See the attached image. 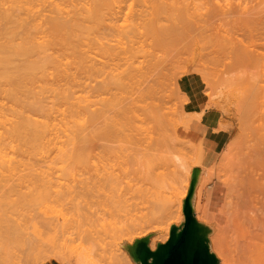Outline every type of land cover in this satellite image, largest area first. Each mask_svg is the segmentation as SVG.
I'll return each mask as SVG.
<instances>
[{"label": "rangeland", "instance_id": "1", "mask_svg": "<svg viewBox=\"0 0 264 264\" xmlns=\"http://www.w3.org/2000/svg\"><path fill=\"white\" fill-rule=\"evenodd\" d=\"M182 1H183V4L187 2L190 5L188 7L189 12L192 10L191 11L192 13L190 12L191 13V14H189L190 16H188V14L185 16V14H184V16H185L184 19L187 17L186 21H185L187 24V26H186L187 28L185 27V30L183 31V34H182V38L179 41L180 43L178 42L179 44L178 43L176 44L177 46L176 45H174V46L165 45L167 47L163 46V48L161 46L160 47L158 46L160 48L159 49V48H157V46H155V48H154L151 45H149L148 47L146 45L143 47V50L141 49L142 47L135 49L136 52H135L134 48L132 47V49L127 50L128 52L126 51V54L128 53V55H126L124 51H122V54L123 53L124 54L120 55V51H119V52H117L118 54L116 53V56H115V54H113L112 56H109V58H108V54L102 48L94 46V45L93 46H86L83 49H80V52H81L80 56H81L82 61L88 60V64H87V66H86V64H83L85 66H82V62H81L80 63L81 67L80 66L77 67L79 65V64H77L78 63L77 62V60H78L77 59L78 58L77 52H74L73 49L67 50V52H64V55H62V52L66 51V50H63V51L60 50L61 51L60 52L59 50L53 49V48L47 49L46 51H44V53L40 49H35L27 55H17V56L13 55L11 62L7 65L8 66L7 68L10 72V76H13L12 74H16V73H14L16 67L24 65V64L26 65L27 63L34 61V60H36V61L41 60V62H43L45 60V58L47 57V59L43 62V68H40L41 70L39 69L37 71L38 73H35L36 75H38V77H37L38 80H36V79L34 80V78H33L34 81L33 80L31 81V79L26 78V79H24V83H22V87L20 86V88H22V89L18 88V90H17L18 93H19V90H21L20 91L21 95H19V96H21L20 97L21 99H22V96H25V97H23L22 100H25V98H26L27 102L31 103L32 100L35 98V100L38 101L37 103H39L40 106L43 105V108H46V109H44V110L40 109L41 112L39 110H36V111H38V113H37V112H35L34 109H31V111H30V108H28V107H31L30 105H28V106L26 105L27 107L26 106L24 107L23 105H25L24 103L26 101H23L24 102L23 103L22 100L17 95L18 93H16V91H15L16 96L19 98V100L15 98V100H17V101H15L13 98H11L12 97L11 95H10L11 96L10 97V96H8L7 93L4 92L2 90V88L6 87V86H10L11 84L8 85V83H6V81H7L6 77L4 78L3 76H1L2 72L0 71L1 72L0 73V88L2 90V92L0 91V107L2 109L0 108V110H1V112H2V110H3V112L6 111L5 113L9 117H11V119L13 117L14 118L13 120H15V119L21 120L24 117L26 120L25 119H22V120H25V122L31 121V123L30 122L29 123L33 124L34 121L36 122L35 118L37 117V118L41 119V121H43V119H44V121L47 120L49 122L53 120L55 123L60 122V124H61L63 117L69 116L65 112L64 113L66 115L64 116L63 110L66 109L67 113H69L71 111V109H70V111H68L69 107H67V105L69 106V103H72V99L74 101L73 105L77 106V107H73V109L76 108V110L79 108L78 104H79V106H80V104H83V103H86L87 105L89 104L88 106H89V108H91L88 111V115H89L91 112L95 111V109H97V111H98V109L100 108L99 106H101L100 104H103L105 102V99L108 100V102H109L108 98L113 99V96H115V94L117 95L116 98L119 96L117 99H120L121 94H125V95L127 94L126 96L122 95L124 97L125 102L121 96V99L123 101L120 100V102H121L120 106L118 104L119 100H117L118 102H116L117 105H115V103H114L113 107L116 106V109L112 108L110 102L108 103L111 106V107L109 106L110 108L108 110L110 113L108 111H105V112L103 111L104 108L106 109L105 105L108 106L107 103L106 104L104 103V108H102V109L100 108V110L103 111L104 115H103V113L101 114L100 110L98 111V113L101 114V116L98 115L100 117L97 120V122L101 120L99 122L100 128L97 125V127L99 129L102 128V126L104 125L103 123L106 122V124H108L107 118H105L106 114L109 116V117L107 116L109 118L108 121L110 119H112V121H113L114 120L113 118H115V120L112 123L115 122L117 124L118 120L120 119L119 116L122 117L121 119H123V116L125 115L124 112L122 113L123 115L122 114L117 115L119 113L116 114V112H117V110L119 111V109H121V107H123V109H125L124 106L126 103L127 104H133L137 107L138 111H136V113L140 114L141 119H142V117L144 118V115H146V114H144L145 110L147 112L148 109H151V108L158 109L159 108L162 111H165V112L168 111L167 114H169L168 116H170L171 118L168 117L167 115L166 116L168 118H170V120L173 122L172 124H170L169 120L167 119L168 121L167 120L164 121L165 123L167 121V124H165L162 121V117L165 115H162L163 114L162 113L161 114L162 116L159 118V120L161 119L160 121L162 123L160 121L159 122L162 125L159 124L157 126V124H156L157 121L155 123V121L153 119L149 118L151 116H149L148 118L151 121L148 120V118H146L147 120L144 118L141 121H143V122L148 121V123H150L149 124L150 127L153 126V129L148 128L149 126L147 125V122H145L144 127L142 124L143 130H141V127H140L141 125L139 124V121H140L139 118L138 119L136 118V120H135V118L133 117L134 119H132V121L131 120L128 121L127 119H125V121H122V122L125 123L127 120L128 123L132 122L133 125H135L134 121H137V124H139L138 127L140 128V130L138 127H136L137 124H136V126H134L135 128L133 127L134 129H132L130 126L132 123L128 124L130 126V130H128L129 127L126 125V123H125V125L127 126V129L125 128L126 127L125 125H124L125 127H123L124 123L122 124L119 120L118 123L121 125V127L126 129L127 132L131 131V129L133 130V131H131L133 135L131 134L130 137L123 135V137L124 136L126 137V139L123 138V141L126 140L124 142H128L129 139L127 140V138H131L133 136V141H134V139H136L135 140L136 143L137 144L139 143L138 146H140L141 148L143 147L142 149L141 148L139 149L137 147L138 151L135 152V150H137L136 149L137 144H136V146H135V144L132 145V147L130 144H128L130 146L129 147L126 143V145L128 147H125L126 145L125 146L123 145L125 147V149H124V147L122 148V145L121 146L116 145V144H118L119 141H121L120 137L122 136V133H124V132H122V130H124V129H122L120 127V125H119V127H118V125H117V127H115L113 125H116V124L115 123L112 124L111 121H109L110 122L109 124H111V127L113 126V129L115 128V130L112 129L113 130L112 132L110 131V129H111L110 128L108 130V134H106V135L104 134V133H107V132H105V131H107L105 129V127L108 129L107 126L109 125V124L108 125L105 124V126H103L105 130L103 132L101 131V133H100L101 135L96 134L97 133L96 131H98L97 127H96V129H93V130H95L96 133H92L94 131H91V133H90V130L94 127V125L96 126V124H98L96 122V119H95L96 115L94 116V118H92V119H95V122H94V120L91 119V117L89 120L90 122H88V119L86 118L87 119L86 122H88V125H86V126L90 125L88 128H91V129L87 128L86 129L87 131L83 130V132H82V130H81L82 128L78 127V125H77V127H78L77 132H80V133H77V138H81V136L84 137V133L86 132V135L88 136L87 138H89V139L85 138L86 141L84 142V144L87 142L86 145L82 144V139L80 141V139L76 138L75 141L79 140V144L74 141L73 146H75L77 148L72 150L73 151L72 152V154H73L72 158L74 161H76L75 159H77L78 162L80 159L81 163H77V162L73 163V161L71 162V164H72L71 166H73V164H74V166H73L74 170L72 171L73 173L70 171L71 170L70 167H69V169L67 167V163H68V162L66 163L67 160H64L65 158H63L62 155H60L61 153L58 154V150L60 148L58 145L56 146L54 144L55 147L53 148V144L51 142H49V144L51 143L50 145L49 144H46L47 146L45 145L46 148L48 146H50V148L49 147L47 148L48 150L46 149L47 151L45 150L46 153L45 152H44V154L40 153L44 157L39 155V158H36L37 157V155H36L35 157L32 158L30 156H32L33 153L30 155L27 151L29 156L26 153V150L30 149V147L26 146V145H28V143H29V145L31 146L32 145V144H30L31 141L28 142V138L23 137L24 135L21 134V136L23 135L22 137L25 138L24 142L26 140L27 144L21 143V140H20V142L18 141V143L21 145L24 144L25 145L24 148L25 147L26 148L29 147V148L24 149V148H22L21 145H19L16 142L17 144H14L16 147L15 151L19 152V150L22 148V149H24V151L23 150L22 151L25 152V154H24L25 158L30 157L33 160L37 159L36 162L39 159H41V160H39L38 163H36L34 161L36 163L35 165H37V166L44 167V166L49 165V168L46 167L45 169L48 168L50 173L52 174V177H50L51 175L48 174V175H50L48 177L51 178V182L53 180V183L55 181L54 184H56V182H57L56 180L58 179V183L60 182L63 185V188H61V189L62 190L63 189L68 190L69 189L68 192L70 194L68 192H66L68 194L63 193V192H65L63 190V192L61 191L62 193L60 194V196H57L56 193L55 194L51 193V192L49 193V191H48V194H51V196H52V194H54L55 196L53 195L52 197L47 199L48 195L45 193V191L47 192L46 188L44 190V193H45L44 195L46 196V198H45V196L41 197V195H39L40 193L39 194L36 193L37 195L32 194L31 191L33 192V190L29 191V189H33L32 187L34 185L32 186L30 184H32L34 181L35 184L36 185L38 184V186H39L40 183H38V182L43 181L44 179L40 180V178H43V177H39V181H37V179H38L37 177H36L37 179L34 177L35 180L31 176H28L30 179L29 178L26 179V178H24V176H27V175H24V176L22 175V178L20 180V179L16 178L14 175H12V178L9 181L6 180L8 178L4 179V180H6L5 182H7V183H5V182L1 183L0 182V186H2L4 184V186L0 187V264H139L134 259V257L132 256V244L135 242V240L137 238H141L143 236H149L150 237L149 245H150L151 249L154 250V246L156 244H158L160 242H166L168 240V238L170 237V231H171L172 225L175 224V225L180 226L183 224V222L185 220V215L183 212V204H184V199L186 198V196L189 192L192 175L189 178V186H188V180L186 179V177L184 178V175L182 177V174H181L182 171L181 172L178 171V172H180V174L175 171L176 170L175 168H177V166L175 167L173 162H175V156H177L176 158H178V159H179V157H178L179 155L183 156V153H181L182 154L181 155V154H179L180 153L179 151H181L180 148H182V149H184V148H183V146L182 147L180 146L179 149H177L178 148L176 146L177 144H179V145H183L185 143L187 144L186 140H188L189 144L184 145V146H186L185 150L188 147V149L192 150L191 153H193L194 146L196 145V143L193 142L194 139L192 138V136H191L192 134L190 133L191 125H188V124L196 116L186 113V110H185L186 106L185 105L188 102V96L185 92H183L181 90L180 85H179V79L182 78L183 76L187 75V74H194L195 76H197L198 78H200L203 81L204 95H205V98L207 100L206 107H210L211 110H213V112L218 116V121L222 122L221 128H224V129L232 128L233 133L231 134V136L229 138L230 141L234 138V136L237 132L236 131L237 127H239L238 126L239 125L238 118H235V120L233 119L235 117L236 112H237L236 110L239 109V106L236 103V97L241 96V95H243V96L249 95L251 97V101L248 102V104H247L249 107H251V106L264 107V0H182ZM187 3L185 5L186 7L188 5ZM192 8L193 9L195 8V10H193ZM184 13H186V10ZM188 21H189V25L191 27L188 25ZM191 22H192V24H191ZM0 23H1V21H0ZM188 30H189V32H188ZM183 36H184V38H183ZM135 46H137V45H135ZM131 50H134L133 51L134 53L131 52ZM92 51L95 53H93ZM91 53L94 57L96 56L95 59H93V56L91 55ZM97 53H99V54H97ZM101 54L102 55L106 54L107 56H104V58H103L102 56H100ZM43 55H45V56H43ZM69 55H70V65H68V68H69L68 72L70 74V69L73 72L76 70L74 73L72 72V74H75L73 76L78 77V78L76 77V79L78 81L73 77H72L73 80L71 78H69L72 76V74L69 75V77H68V75L66 73L61 72V69L66 66L63 64V62H65L66 59H64L63 57L65 56V58H66V56H69ZM114 56H115V58H114ZM61 58H63L62 59L63 61L61 60ZM84 58H86V59H84ZM59 59H60V61H62V63L60 61H57ZM96 59L98 62L96 61ZM110 59L112 62L107 61ZM101 60H103L104 64H106L105 61H107V63L110 62L111 64L108 63L109 65L106 64V66L103 67V62ZM34 62H31V64L32 63L35 64ZM96 62H97V64H96ZM84 63H86V62H84ZM94 63L100 67V70H98V72L96 69L97 66ZM133 63H134V65L143 67V68L139 67V69H136V71L141 69V71L135 72L136 76L139 79L135 77L136 78L135 84L132 87L134 88L137 84L136 88L133 89L131 87H128L129 90L130 89L133 90V91L132 90L129 91L128 89H126V87L124 89H122L123 87H121V89H120V86H119V88H118L119 90H117L116 89L117 86L116 87L114 86V85H116V83L112 79H114V80L117 79L116 75H119V77L121 76L120 79L118 77L119 80H121V79L125 80L124 78H122L123 76L125 77L126 73L124 74V72L128 71V74H129L130 68L131 69L134 68V66L131 67ZM41 64L42 63H40V65ZM55 64L56 65L62 64V65L56 66ZM88 65H90V67ZM92 65H95V66L93 67ZM101 67L106 68L105 71L101 72L102 71ZM42 69H44L43 74H42ZM126 69H129V70L126 71ZM142 69H143V71H144V69H146L144 71V73H143ZM132 70H130V73L134 74L133 72L135 71V68H134V71H132ZM91 72H92V74H91ZM145 72H147V73H145ZM141 73H143V74H141ZM144 74H146V75H144ZM60 75H63L65 78L60 77ZM41 76H42V78H41ZM127 76H129V75H126V77H125L126 80H127ZM15 77L16 76H14L13 78L11 77V78L14 79ZM32 77H34V76H32ZM66 78H69V80H67ZM22 80L20 82H22ZM119 80L116 82L119 83L120 82ZM128 80H129V78H128ZM132 80H133V78L131 80H129V82L130 81L131 82H130V85H128V86H131V84L134 83V82H132ZM138 80L140 81L139 83H138ZM107 81H109V82L111 81V83L113 82L112 84H113L114 88L112 85H110L111 83L109 84ZM7 82H9V81H7ZM57 82L59 83V85H57L58 84ZM71 82H73V83H71ZM10 83H14V82L10 81ZM15 83L18 84V82H15ZM102 83L105 85V87H107V85L105 83H108L107 88H109V89L106 90V89H104V87L101 88L102 86H104ZM47 84L48 85L50 84L49 87H52V89L55 85L57 87L60 86V88L59 87L58 88L60 89V91H62L61 89H63V92H64V88H66L71 92L70 94H73V95L70 96L68 93V90H67V92H64V94L57 93V91H55V90H53V91L51 89L48 90L49 88H47V87H46L47 90L45 88H44L45 89L44 90L42 88V86L44 87V85H47ZM127 84H129L128 81L125 85H127ZM120 85H122V84H120ZM125 85H123V86H125ZM68 86L71 88L69 89ZM12 87H13V85H12ZM99 87L101 89H99ZM147 88L150 89L148 91H153V92L152 93L149 92L147 95L145 94L146 96L141 95V92L143 94V91L145 89L147 91ZM42 89H43V91H42ZM31 90H34V91H31ZM38 90H40L41 92ZM122 90H126V91H122ZM127 90L129 91V93ZM139 90H141V91L139 92ZM146 91H145V93H146ZM27 92H28V94L31 93V95H30L31 97L27 94ZM119 92H122V93H119ZM32 93H34V95ZM36 93H40V94L38 95ZM32 95L35 97L32 98ZM62 95H64L65 97ZM67 95L70 96V97L68 96L69 99L71 97H73V98H71L70 101H68V103L66 102V100H68V99H66ZM127 96H128V98L125 99V97H127ZM63 98H65L66 100L65 99L63 100ZM87 98H88V100H87ZM89 98H90V100H89ZM83 99H85V102H83ZM102 99H104V100L102 101ZM112 99H111V102L114 101V100L112 101ZM30 100H31V102H29ZM35 100H33L34 101L33 103L36 102ZM75 100L76 101L78 100V102L75 103ZM79 100H81V101H79ZM21 102L23 104H21ZM123 102H124V104H122ZM14 103H16L15 106H14ZM86 104H85V106H86ZM48 106H49V108H48ZM81 106H83V105H81ZM235 106L238 108L236 109ZM134 107L132 106L133 110H134ZM47 108H48V110L50 108H54V109L53 110L50 109L49 111H47ZM14 109H16L15 112H13ZM17 109L23 110V111H21V114H24L23 117L19 113L20 111ZM110 109L113 111H111ZM123 109H121L120 111H124ZM115 110H116V112H114ZM141 110L142 111L144 110V111L141 112ZM174 110H176V112H177V110L178 111L179 110L184 111V113H183L184 115L182 114V116H181L180 113L178 114V115H180L179 119L182 117L180 121L178 120L179 122H176L177 120L175 121V119L177 117L176 114L178 112L175 114ZM16 111H19V112H17L18 113L17 115H14V114H16ZM42 111L43 112L45 111L46 113L45 112L43 113ZM51 111H53L52 112V116L54 115L53 117L50 114ZM83 111H84V109H83ZM170 111L172 113L171 115H170ZM173 111H174V115H175L174 117L175 118L173 117ZM139 112H141L142 114ZM149 112H150V110H148V113ZM165 112H164V114H165ZM2 113H0V114H2ZM85 113H87V112H85ZM132 113H135V110ZM3 114L0 116V119H1V117H3L6 120L9 119L10 122L12 121V123H9L7 121L6 127H5L4 125H5L6 120H4V119L0 120L4 123V125H3L0 122L2 124V125H0V133H2L3 135L4 134L7 135L9 130H11L12 127H14L15 125L13 123V120H11L10 118H7V116L5 114H4L5 115V117H4ZM25 114H27V115H25ZM46 114H48V115H46ZM92 114L93 113H91V115ZM111 114H113L112 116H114V114H115V116L113 118H111L112 117V116L110 117ZM137 114H135V115H137ZM62 115H63V117H62ZM45 116H46V119H45ZM117 116L119 119L116 118ZM132 116H134V115H132ZM132 116H131V118H132ZM138 116H136V117H138ZM166 116H165V118H166ZM187 116H189V117H187ZM19 117H21V118H19ZM27 117L29 118V120H27L28 119ZM101 118H104V119H101ZM152 118H154V117H152ZM172 119H174V121ZM184 120L186 123L182 122ZM195 120H197V118H195ZM53 121L50 123L53 124ZM102 121H103V123H102ZM141 121H140V123H143ZM16 122H19V124H20V126H18V128L16 127L17 124L15 126V128H17L18 131H20V133L22 132L21 130H23V131L26 130L24 132H27V133H24V134H28V135L30 134V133H28L29 129L27 130L26 128H23L24 125H22L23 127H21V123L23 121H21V123H20V121H16ZM25 122H23V124ZM8 123H9V125L11 124L13 126L12 127L10 126L11 129L9 127L8 132L5 133L6 130L1 126H4L5 128H7V126H9ZM163 124H165L166 126L161 127V126H164ZM168 124L170 125V127ZM146 126H148V127H146ZM155 126H156V129H155ZM234 126H235V128H234ZM167 127H169V128H167ZM15 128H14V130H15ZM27 128H30V126ZM117 128H120V130L122 129L121 134H120V131L118 132L119 129H117ZM145 128L146 129L148 128V130H145ZM159 128H161L160 131L162 130V132H163V130L166 131V130L172 128L171 129V131H172L174 129L172 131L173 133H171V134H170V130L165 132V133L168 132L167 133L168 137L166 136L165 133H163L167 137V140H169L168 143H170L172 146H174L173 144H175V142L178 138L180 140L183 139V141H185V143H183L182 140L181 141L179 140L182 144L180 142H178V143L176 142L175 146L177 148H175V146L173 148L171 145H167L168 143L166 144V139L164 140V138H166V137H164V135L161 134V135H163V137L161 138L163 141L162 144H164L165 146L167 145L165 147L166 148V151H165L164 147H161L162 144L160 146V144L158 143V142H161V140L159 139L161 137ZM162 128H164V129H162ZM224 129H222V130H224ZM109 131H110V133H109ZM116 131L118 132V134H120V136L119 135L117 136V143H116V138H115L117 133L114 134L115 137L113 135V133H115ZM140 131H142V132H140ZM153 131H155L154 134H153ZM156 131H158V133H159L158 135H157ZM52 132H54V129ZM60 132H61V136H62L60 139L62 141L67 140V135H66L67 133L65 131H63V133H62V131H59V133ZM127 132H125V133H127ZM143 132H145L144 133L145 135L143 134L144 136L142 135ZM150 132L154 138L151 136V134H149ZM155 133H156V136H154ZM89 134H90V137H89ZM93 134H95V136H93ZM129 134H130V132L127 133V135H129ZM147 134H149V135H147ZM172 134H174L176 136H174V135L172 136ZM8 135H10V134H8ZM12 135H13V133H12ZM16 135H15V139L17 141L20 139V138L17 139V137L20 135H19V133L17 136ZM103 135H105V136H103ZM13 136H11L12 139H14ZM108 136H110V137H108ZM1 137H2V141L5 140L7 142V140H6L7 136L4 137L5 139H3V136H1V134H0V138ZM28 137H30V136H28ZM99 137L101 139H103L104 141L108 140L110 142L112 139H115V141H114L116 143L115 144L116 146L114 145L115 147L112 146L111 143H110V145H108L109 147L112 146V147H110L111 150H113L112 148L115 149L117 147V149H115L114 154L113 153L111 154V152H110L111 150L109 149V147L104 145L105 142H106V144H108L107 141L104 142L103 140L102 141L100 140L101 143H99V139H100ZM107 137H108V139H106ZM111 137H113V138L111 139ZM150 137H152L153 139L158 137V140L155 139L154 141H156V140L158 141V142H155V144L156 145H157V143L159 144V146L161 147L160 151L163 154L161 153V155H159L160 152H158L159 150H157V149H156L157 151L152 150L153 148L154 149L157 148L158 145L156 146L154 144V141L152 139H150ZM145 138H146V140L148 139L149 141H151V143L149 141H147V143L149 142V144H147L145 141ZM171 138H173L175 140L173 141V139H172L173 142H171ZM7 139L9 141L10 137H8ZM15 139H14V141H15ZM137 139H138V141H137ZM143 139L145 141V144H142ZM5 141L3 143H5ZM11 141L13 142V140H11ZM62 141L59 140L58 142L61 143ZM89 141H94V142L89 143ZM133 141L131 140V142L130 141L129 142L131 144H133L134 143ZM0 142H1V140H0ZM58 142L56 144H58ZM65 142L64 141L62 142L63 146L61 145L62 143L61 144L59 143V144L63 148L69 147L70 146L69 144H68L69 146H67V147L65 146L66 145ZM124 142H123V144H124ZM13 143H15V142H13ZM64 143H65V145H64ZM120 143L122 144V141ZM190 143H193V145H194L192 149H191ZM71 144H73V143H71ZM75 144L78 145L79 148H80V146H83L80 149H83L82 151H84V155L87 154L85 158L89 157L88 159L90 160V164H89V160H82L85 158H84V156H80L78 146H76ZM146 144L150 145L147 148L148 150L146 149ZM153 144H154V147H153ZM16 145H19V147H18L19 150H17ZM189 145H190V148H189ZM3 146L6 148L7 143L3 144ZM9 146L10 145H8V147ZM100 146L104 149L101 150ZM133 146L135 147V149ZM168 146L172 147V148H169ZM0 147L3 149V150L0 149V150H2L1 152H4L5 151L4 148L2 146H0ZM71 147L72 146H70L69 148H71ZM160 147H158V148H160ZM32 148H33V145L31 146V149ZM106 148H108L107 150H109L110 153H107L108 151L106 150ZM9 149H10V147H9ZM122 149H124L123 151L125 153L123 151H120ZM169 149H172V150H169ZM175 149L179 150V151H177L178 153L176 152ZM34 150L35 149L33 148V150H31V151L34 152ZM85 150H89V151L91 150L92 152L86 151L87 152L86 153ZM116 150H118V151H116ZM141 150H143V151H141ZM162 150H164L165 152ZM195 150H196V147H195ZM9 151L10 150H8V152ZM31 151H30V153H31ZM43 151H44V149H43ZM104 151H107V152H104ZM171 151L172 152L174 151V152L172 153ZM12 152L15 153L11 149V153ZM20 152H21V150H20ZM23 152L21 154H23ZM56 152L58 155H56ZM80 152H81V150H80ZM139 152L141 154H139ZM182 152L185 153V152H187V150L182 151ZM9 153H7L8 155L6 154L7 160L9 158L11 159V156H12ZM117 153H119V154H117ZM191 153L189 151V152H187V155L184 154V158L183 157H181V158L185 159V156L187 158L188 154L191 155ZM18 154L20 155V153H18ZM88 154H90L91 156ZM125 154L127 155V157ZM138 154L140 157L138 156ZM55 155H56V157H55ZM119 155H122V156L120 157ZM8 156H9V158H8ZM116 156H119V157H116ZM158 156L160 157V159H161L160 161L162 163L159 161ZM165 156H166V158H165ZM3 157H4V155H3ZM14 157H17V156L15 155ZM14 157L12 158V160L14 159ZM20 157H21V155H20ZM123 157H124V159H123ZM22 158H24V157L22 156ZM162 158L164 159V161H162L163 160ZM1 159H3V158H1ZM51 159L52 160L55 159V162L54 161L51 162L52 161ZM67 159H69V158H67ZM119 159H121V160H119ZM157 159H158V161H157ZM166 159H167V161H166ZM168 159H169L170 164L168 163ZM12 160H10V161H12ZM17 160L18 159H16V161ZM29 160H31V159H29ZM47 160H48V162H47ZM16 161H15V163H13L14 165H16ZM60 161H62V163H59ZM165 161H166V163H168L167 166H168V168L170 167L169 169H165L167 167V166H165L166 164H164ZM177 161H179V160H177ZM26 162H28V161L25 160V163ZM32 163H30V164H32ZM158 163H161V164H158ZM175 163H179V162H175ZM43 164H45V165H43ZM190 164H191V162H190ZM6 165H7V163H6ZM155 165L160 169L156 168ZM18 166H19V164H18ZM22 166H24V164ZM22 166H20V167H22ZM26 166H27V164H26ZM37 166H35V167L38 170ZM35 167H33V168H35ZM78 167H79V169H78ZM194 167H196V166L194 163H192V168L194 169ZM29 168L31 169V167H28V170H29ZM161 168H163V169H161ZM11 169H13V167ZM11 169H9V171ZM15 169L20 170V168H15ZM26 169H27V167H26ZM39 169H40V167H39ZM171 169H172V171H171ZM169 170L172 173H174V174H172L173 176L171 175V172ZM5 171H7V168H6V170H4V172ZM9 171H8V173H9ZM11 171H14V169ZM25 171L27 172V170H24V171L21 170V172H24V174H28V173H25ZM42 171L46 172V170H42ZM39 172L42 174L41 170ZM175 172L179 175H177ZM184 172H183V174H185ZM13 173H11V174H13ZM165 173H167V175H165ZM11 174H10V177H11ZM46 174H47V172L45 173V176H46ZM73 174H75V175L78 174V175L75 176ZM5 175H8V174H5ZM174 175H176V176H174ZM2 176H0V177H2ZM34 176H35V174H34ZM36 176H40V175H36ZM43 176H44V174H43ZM18 177H21V174ZM176 177H177V179H176ZM4 178H5V176H4ZM32 179H33V181L31 183L29 180H32ZM0 180L4 181L3 177L0 178ZM23 180L25 182L27 181L26 183L28 185H30L31 188H29L28 185L26 186L25 184H23V183H25V182H23ZM45 180H46V178H45ZM87 182H88V184H87ZM43 183H45V182H43ZM49 183H47V181H46L45 184L49 185ZM53 183H50V185L52 186ZM85 183H86V185H85ZM64 184H66V185H64ZM50 185L48 186L47 189H49V187H51ZM57 185H58L57 187H55V185H54V187L56 188L55 190H57L58 187L59 188L61 187V185L60 186H59V184H57ZM40 186L45 187V185H41V184H40ZM40 186H39V188H40ZM71 186H74L73 189L71 188ZM186 186H188V187H186ZM46 187H47V185H46ZM42 190H40L39 192H41ZM29 193H31V194H29ZM41 194H42V192H41ZM113 194H114V196H113ZM30 195H31V198H29ZM33 195L35 198L32 197ZM22 197H24V198H22ZM25 197H27L26 198L27 200H25ZM58 197H60V199ZM37 198H38V200H37ZM42 198H45V199H42ZM102 199H104V200L102 201ZM195 200L196 199H195L194 194H193V197H192V205L193 206H194ZM101 201L103 202V204ZM161 208H163V210ZM169 209H171V210L169 211ZM166 213L169 215L170 218L167 217L168 215ZM170 214L172 217L170 216ZM165 215H167V216H165ZM162 217L164 218V220L162 219ZM47 221H52L55 224L58 223L59 226L44 224V222H47ZM153 221H154V223H153ZM140 223L142 224L141 226H143V225H145V226L148 225V226L141 227L138 225ZM48 226L50 227V229L48 228ZM10 227L12 228V230L9 229ZM56 227H58V228H56ZM55 228H56V230H55ZM45 230L47 231L46 235L43 234V232ZM46 231L44 233H46ZM51 235L53 238H51ZM53 235L56 236V241H55L56 243L54 244V242H53V244L56 246L51 244L52 240H50V239H53V241H54ZM57 235H58V239H57ZM40 239H42V240L40 241ZM208 239L209 240L215 239V235L208 233ZM27 240L29 242H31L32 244H29V242H27ZM48 240H49V242H48ZM26 242H27V244H26ZM42 242L45 246L42 244ZM129 245H131V246H129ZM156 247H157V245H156ZM31 248H32V250H31ZM217 251H218V249H214V252H217Z\"/></svg>", "mask_w": 264, "mask_h": 264}, {"label": "bare ground", "instance_id": "2", "mask_svg": "<svg viewBox=\"0 0 264 264\" xmlns=\"http://www.w3.org/2000/svg\"><path fill=\"white\" fill-rule=\"evenodd\" d=\"M186 3L183 4V1L182 0H168V1L167 0H5V1L4 0L3 1L0 0V21H1V23H0V71L2 72V75L1 76H3L4 78L6 77V80L9 81V82L6 81V83H8V85L11 84L10 85L11 87L10 86H6L7 85L6 84L5 85L6 87L2 88V90L5 93H7L8 96L11 95L12 97L11 96L10 97L13 98L14 100H15V98L19 100V98L21 97V96H19V95H21V93H20L21 90H19V93H18L17 90H18V88L19 89H22V88H20V86L22 87V83H24V79H26V78L27 79H31V81H32L33 78H34V80L35 79L38 80L37 79L38 75H36L35 73H38L37 71L40 68H43V62L47 59V57L45 58V60L43 62H41V60H39V61L38 60L37 61L34 60L35 62L34 61H31V62H34L35 64H33V63L31 64V62H29V63H27L28 65L27 64L26 65L24 64L25 66L24 65H21V66L16 67L15 72L13 71L16 74H12L13 76H10V72H9V70L7 68L8 67L7 65L11 62L13 55H16V56L17 55H27V54L31 53V51L35 50V49H40L43 53L47 49H51V48L57 49L59 51L60 50H62V51L63 50H66V51H63L62 52V55H64V52H67V50L73 49L74 52H77V57H78L77 58L78 59L77 60V62H78L77 64H79L77 67H79V66L81 67V65H80L81 62H82V66H85L83 64H86V66L88 64V60H85V61L83 60L84 62H86V63H84L81 60V56H80L81 55L80 49H83L86 46H93L94 45V46H97V47L102 48L108 54V58H109V56H112L113 54H115V56H116V53L119 52V51H120V55L122 54V51H124L125 54H126V51L128 49H132V47L134 48V50L137 49V48H141L142 47L141 49L143 50V47L146 46V45H147V47L149 45H151L154 48H155V46H157V48H159L160 46L163 48V46H165V45L174 46L182 38L183 31L185 30V27L187 26V24L185 22L187 17L185 19H184V17L187 14H188V16H190L189 14L192 13L191 12L192 10L190 11L191 12L190 13L189 12V8H188L190 5L187 3L188 5L186 7L185 6ZM185 10H186V13H184ZM193 10H195V8ZM184 14H185V16H184ZM191 24H192V22H191ZM188 25H189V21H188ZM188 32H189V30H188ZM183 38H184V36H183ZM135 45H137V46H135ZM165 47H167V46H165ZM134 50H131V52H133ZM135 52H136V50H135ZM93 53H95V52H93ZM97 54H99V53H97ZM91 55H92V53H91ZM126 55H128V53ZM43 56H45V55H43ZM100 56H102L104 58V56H107V55L106 54H104V55L101 54ZM115 56H114V58H115ZM95 57L93 56V59H95ZM63 58L66 59V61L63 62V64L66 65V66L61 69V72L66 73L68 75V77H69V75H71L72 72H73V71H71V69H70V74L68 72L69 71L68 65H70V55L69 56H66V58L64 56ZM63 58H61V60ZM84 59H86V58H84ZM111 59L110 60H107V61H111ZM57 61H60V59L57 60ZM62 61H60V62L62 63ZM96 61H97V59H96ZM101 61L103 62V60H101ZM107 61H105V63L107 65H109L108 63H110V62L107 63ZM39 62L42 63V64L40 65ZM97 62H96V64H97ZM106 64H104V62H103V67H105ZM61 65L59 64V65H56V66H61ZM95 65H92V66L94 67ZM88 66L90 67V65H88ZM96 66H97L96 69H97V72H98V70H100V67L98 65H96ZM133 66L135 68V71H134V68H132L133 70L130 68V70L134 71L133 72L134 74L130 73V70L129 69H126V71L129 70V74H128V71L127 72H124V74L126 73L125 74V77H126V75H129V76H127V80H126V78L124 76L122 78H124L125 80H122V79L119 80L120 77H121V76L119 77V75H116L117 79L119 77V79H118L120 81L119 83L116 82V81H118L117 79H115V80L112 79L116 83V85H114V86L115 87L117 86V88H116L117 90H119L118 89L119 86H120V89H121V87H123L122 89H124L125 87H126V89H128V87L133 88L132 86L135 84L136 78H138L136 76V73L135 72L141 71V69L136 71V69H139L140 66L134 65V63L132 64L131 67H133ZM140 68H143V67H140ZM105 69L106 68H102V71L101 72L105 71ZM43 70L44 69H42V74H43ZM145 70L146 69H144V71ZM142 71H143V69H142ZM144 71H143V73H144ZM147 72H145V73H147ZM143 73H141V74H143ZM91 74H92V72H91ZM73 75H75V74H72V76L69 77V78L72 79V77H73V78L76 79L77 76L75 77ZM144 75H146V74H144ZM14 76H16V77L14 79H12ZM32 76H34V77H32ZM60 77L65 78L63 75H60ZM41 78H42V76H41ZM69 78H66V79L69 80ZM128 78H129V80H131L132 78L134 80V81L132 80V82H134V83H132L131 86H128V85H130V82H131V81L129 82ZM21 80H22V82H20ZM10 81L11 82H14V83H10ZM127 81H128L129 84L125 85L127 83ZM15 82H18V84L15 83ZM107 82L109 84L111 83V81L110 82L107 81ZM139 82L140 81L138 80V83ZM71 83H73V82H71ZM108 83H105L107 85V87H108ZM112 83L110 85L113 86ZM120 84H122V85H120ZM12 85H13V87H12ZM47 85H44V87L42 85L41 86H42L43 89L45 88L47 90V88H49L48 90H50V89L52 91L55 90V91H57V93H61V94H64V92H67V90H68V89L64 88V92H63V89H61L62 91H60V89H59L60 86H58L59 87L58 88L55 85L56 87L54 86L53 89H52V87H49L50 84L48 86ZM57 85H59V83ZM123 85H125V86H123ZM114 86H113V88H114ZM136 86H137V84H136ZM136 86L133 89H135ZM103 87L106 90L109 89V88L105 87V85L102 86L101 88H103ZM68 88L70 89L71 87L68 86ZM101 88L99 87V89H101ZM43 89H42V91H43ZM2 90L0 88V91L1 92H2ZM130 90H132V89H130ZM148 90H150V89L147 88V91L145 89L143 91V94L141 92V95L146 96L149 92L150 93L153 92V91H148ZM15 91H16V93H18L17 95L19 96V98L16 96ZM31 91H34V90H31ZM38 91H40V90H38ZM122 91H126V90H122ZM129 91H128V93H129ZM140 91L141 90H139V92ZM145 91H146V93H145ZM68 93H69L70 96L73 95V94H70L71 92L69 90H68ZM119 93H122V92H119ZM27 94H28V92H27ZM32 94L34 95V93H32ZM36 94L39 95L40 93H36ZM28 95L30 96L31 93L28 94ZM33 95H32V98L35 97ZM69 95L66 96L67 97L66 99H68V100H66L65 98H63V100L65 99L67 103H68V101L71 100V98H73V97H71L69 99V97H70ZM122 95L123 96H126L127 94L126 95L125 94H121V96ZM62 96H64V95H62ZM116 96L117 95L115 94V96H113V99L112 98H108L109 99V102L111 103V106H112L113 109L114 108L116 109V106L113 107L114 103H115V105H117V103H116V102H118L117 100H119V102H120V100H122L121 99V96H120V99H117L119 96L117 98H116ZM123 96H122V98L124 100V97ZM23 97H25V96H22V99H23ZM127 98H128V96L125 97V99H127ZM111 99H112V101L113 100L114 101L111 102ZM31 100L29 102H31ZM33 100H35V98ZM33 100H32L31 103H28L27 102V99L25 98V100H22V102L23 101H26L25 103L23 102L25 104L23 106L25 107L26 105L27 106L30 105L31 107H28V108H30V111H31V109H34L35 112H37V113H38V111H36V110H39L40 111V109L41 110L46 109V108H43V105L40 106V104L37 103L38 101H36V100H35L36 102L33 103L34 102ZM81 100H79V101H81ZM87 100H88V98H87ZM89 100H90V98H89ZM103 100L104 99H102V101ZM15 101H17V100H15ZM250 101H251V97L249 95H244V96L241 95V96H237L236 97V103L239 106V109L236 110L237 112H236L235 117L233 119L235 120V118H238V121H239V125L238 126L239 127H237V130H236L237 132H236L234 138L231 141L229 140V138H230L231 134L233 133V130H232V128H227L226 131L223 134V135H225V134L228 135L227 136V138H228L227 141L222 140V138L219 140V137H218L217 138L218 141L217 140L214 141L213 146L209 148L204 143H202L203 139L204 140L206 139V137H204L202 139V141L200 140V142L198 144L196 143L195 146L193 145V143H190L191 144V149L194 146V150H193V153H191L192 150L188 149V147H187L186 150H187V152L190 151L191 155L188 154L187 158L185 156V159H183L184 158V154L187 155V152L184 153L182 151H186L185 150L186 146H184V145L189 144L188 140H186V142H187V144H186L185 141H183V139H181L183 141V143H185V144H183V145L177 144L176 145V142L178 143V142L181 141L179 138L178 139L176 138L177 140H176L175 144H173L174 146L176 145L178 147L177 148L175 146V148H177V149H179L180 146L181 147L183 146V148H184V149L180 148L181 151L175 149L176 152L177 151L180 152L179 154L183 153V156H180L178 154L179 155L178 156L179 159L176 158L177 156H175V162H179V163H175V162H173V163H174L175 167L177 166V168H175L176 169L175 171L176 172H178V171L181 172L182 171V173H181L182 174V177L184 175V178L186 177V179L188 180V186H189V178H190V176L193 173L192 163H194L195 166H196L194 168H198L197 182H196V187H195V191H194V197H195L196 200L194 201L193 209H194V213H195V216H196L198 222L201 223L203 226L206 227V229L208 230V233H211V234L215 235V239L209 240V245H210L211 251L218 258L219 264H264V107H259V106H251V107H249L247 104ZM22 102H21V104H23ZM73 102L74 101L72 99V103H69V106L67 105V107H69V110L68 111H70V109H71V111L69 113L66 112V109L63 110V113L65 112L70 117L69 116L68 117L65 116L66 114L64 113V116L65 117H63V115H62L63 120H62V123L61 124H60V122H56L55 123L53 120H52L53 121V124L50 123L52 121H50V122L47 121V120L44 121V119H43V121H41V119H39L37 117L35 118L36 119V122L34 121L33 124H30L31 121H29L30 123L28 121L25 122L26 119L23 117L24 114H21V111H23V110H19L20 108L17 109L20 112L19 111H16V114H14V113L13 114L14 115H17L18 114L17 112H19L21 114V116L23 117L22 119H25V120H22V119L21 120L20 119L19 120H16V119L13 120L14 119L13 117L11 119V117H9L5 113L6 111L3 112V110H2V112L7 116V118H10L11 120H13V123H14L15 126L17 124V126H16L17 128H18V126H20V124H19V122H16V121H20V123H21V121L25 122L24 124H23V122L21 123V127H23L22 125H24L23 128H26L27 130L29 129L28 130V133H30L29 135L28 134H24V133H27V132H24L26 130H24V131L21 130L22 132L20 133V131H18V129L15 128V126L12 127L13 125H11V124L9 125V123H12V121L10 122L9 119L6 120L5 118L1 117V119L6 120L5 121V125H4V123L2 121H0L5 127H6L7 121L9 122L8 123L9 126H7V128H5L4 126H1V127H3L6 130L5 133L8 132V130H9L8 128L10 126L13 129L12 130L11 127H10V129L12 131L9 130L10 133L8 132L7 135L6 134L3 135L2 133H0L1 136H3V139H5L4 137H6V136H7V138L10 137L9 141H8L7 138H6L7 142L4 140L5 143H7V147L6 148L3 146V144H5V143H3L4 141H2V137L0 138V140H1L0 146H2L4 148V150H5L4 152H1L3 149L0 147V149H2V150H0V174H1L0 176L3 175L2 176L3 177V180L6 179V178H8L6 180L9 181L12 178V175H14L16 178H18L20 180L22 178V175L23 176L24 175H27V176H24V178H26V179L29 178L28 176H31L32 178H34V177L36 178L37 177L38 178V179L36 178L37 181H39V177H43V178H40V180H43V179L44 180L43 181H39L38 183H40L41 185H45V187L44 186H40V184H39V186H40V188H39L38 184L36 185L35 182L33 181V179L32 180H29L31 183L33 181V183L30 184L32 186L34 185L32 187L33 189H29V188H31V186L26 183L27 181L25 182L23 180V182H25L23 184H25L26 186L27 185L29 186V188H28L29 191L33 190V192L31 191L32 194H36V193L39 194L40 193L39 195H41V197H42V196H45L44 194L46 193L48 195L47 196L48 197L47 199H49L50 197H52L55 193L57 194V196H60V194L63 192V190L65 191L63 193H65V194H68L69 193L68 192L69 189L68 190H65V189L62 190L61 189V188H63V185L60 182L58 183V179L56 180L57 181L56 184H54L55 181L53 183V180L51 182V178L48 177L50 175H51L50 177H52V174L50 173V171L48 169L49 168V165L48 166H44V167L37 166L35 164L38 163L39 160H41V159H39L36 162L37 159L36 160H33L32 158L35 157L36 155H37L36 158H39V155H41L42 153L44 154L45 150L48 147L50 148V146H48L46 148L45 145L46 144H49V142H51L53 144V148L55 147L54 144L56 146L58 145L60 147L59 150L57 149L58 150V154L61 153L60 155H62V157L65 158L64 160H67L66 161V163L68 162L67 163V167H68V169L70 167V169H71L70 171L71 172L74 170L73 169L74 168L73 167L74 164H73V166H71L72 165L71 164L72 161H73V163L74 162L81 163V160L80 159H79V162H78L77 159H75L76 161H74L73 158H72V156H73V154H72L73 151L72 150L77 148V147L73 146L74 145V141L77 138V133H80V132H77L78 127H81L82 128V129L80 128L82 130V132H83V130L85 131L90 126V125L89 126H86V125H88V122H90L89 121L90 120V117L92 119L96 115L95 116V119H96V122H97L98 118L101 116V114L103 113V111L104 112L105 111H108L111 106H110V104H108L109 103L108 100L105 99V102L104 103L105 104L107 103L108 106L105 105V107H106V109H105L104 108V103L102 102L103 104H100L101 106H99V107L101 109L104 108V110L102 111L98 107L99 108L98 111L100 110L101 114H99L98 111H97V109H95V111H93V112L90 111L91 113H93L92 115H91V113L88 115V111L91 109L88 106L89 104L87 105L86 103H83V104H80V106H79V104L77 103L78 104V107L79 108L81 107V108L80 109L78 108L76 110V108L73 109V107H77V106H74L73 105ZM76 102H78V100L77 101L75 100V103ZM83 102H85V99H83ZM119 102H118V104L120 106L121 102L120 103ZM124 102H125V100H124ZM124 102L122 104H124ZM15 104L16 103H14V106H15ZM85 104H86V106H85ZM81 105H83L84 107L81 106ZM132 106L134 107L135 105H133V104H127L126 103L125 106H124L125 109H123V107H121V109H123L124 111H120L121 109H119V111L117 110V112H116V110L114 111V112H116V114L119 113L117 115H120V114H122L124 112L125 115L123 116V119H121L122 117H120V116H119L120 119L118 118V116L116 117L117 119L120 120V122L122 124L124 123L122 121H125V119H127L128 121L129 120L132 121V119H134V118H135V120H136V118L137 119L139 118V120L141 121L142 119H144V118L146 119L149 116H151L149 118L153 119L155 121V123L157 121L156 124L158 126L159 124L162 123L160 121L161 119L159 120V118L162 115H165V116L166 115L167 116L169 115V114H167L168 111L165 112V111H162L159 108L158 109L151 108V109H148V110H150L149 113H148V110H147V112H146V110L145 111L143 110L144 111V114H146V115H144V118L142 117V119H141L140 114H137L136 113V111H138V109H137L136 106H135L136 108L134 107L135 113H132V112H134ZM48 108H49V106H48ZM48 108H47V111H49L50 109L51 110L54 109V108H50L48 110ZM82 108L84 109V111H83ZM237 108L238 107H236V109ZM15 110L16 109H14V111L13 110L12 111L15 112ZM111 111H113V110H111ZM143 111L141 110V112H143ZM174 111H175V114L178 112L176 114L178 118L176 117L175 121L177 120L176 122H179L182 117L179 119V116L180 115H178V114L180 113L181 116H182V114L184 113V111H180V110H179L180 112L178 110H177V112H176V110H174ZM174 111H173V117L175 116L174 115ZM2 112L0 110V113H2ZM52 112L53 111H51V113H50L51 116H52ZM85 112H87V113H85ZM141 112H139V113H141ZM164 112H165V114H164ZM2 114H0V116ZM4 114H3V116L5 117ZM129 114L130 115L132 114L134 116L131 115L132 116V118H131V116ZM135 114H137V115H135ZM171 114L172 113L170 111V115ZM25 115H27V114H25ZM46 115H48V114H46ZM98 115H100V116H98ZM103 115H104V113H103ZM112 115L113 114H111L110 117ZM107 116L108 115L106 114V117L105 116L104 117L107 118V123L108 124L110 123L109 121H111V123H112L115 120V118H113L115 116V114H114V116L111 117V118L114 119L113 121H112V119H110L108 121V119H109L108 117L109 116L108 117ZM136 116H138V117H136ZM165 116L162 117V121L164 122L165 120L168 119L169 122H170V124H172L173 122L170 120L171 117L168 116V117H170V118H168L166 116V118H165ZM152 117H154V118H152ZM187 117H189V116H187ZM19 118H21V117H19ZM86 118L88 119V122H86L87 121ZM149 118H148V120H150ZM45 119H46V116H45ZM95 119H92V120H94V122H95ZM101 119H104V118H101ZM27 120H29V118ZM119 120H118V122H119ZM127 120H126L125 123L129 127L128 130H130V126H131L132 129H134L135 128L134 126H136L137 121H134L135 122L134 123L135 125H133L132 122H131L132 124L129 122L131 124L129 126L128 125L129 123L127 122ZM172 120L174 121V119H172ZM100 121L97 122L98 124H96V126L95 125H94V127L92 126L93 127L92 129L91 128H88V129H91L90 130V133H91V131H94L92 133H96L97 132L96 134H100L101 131L103 132L106 129L107 131H105V132H107V133H104L106 135V134H108V130L110 128H111L110 131L112 132L113 130H115V128L113 129V126L117 127V125H118V127H119V125H120L118 122H117V124L114 122L116 125H113L111 127V124L108 125V124H106L105 121H104L105 123H103V121H102V123L104 125L102 123L101 124L103 126H105V124L108 125L107 126L108 129L106 127L104 129V127L102 126L103 129L101 128L102 129L101 130V129H99L100 128V126H99L100 125V123H99ZM140 121H139V124L141 125L140 126L141 127V130H143L142 129V124H143V127H144L145 126V122H147V125L149 126V127L148 126H146V127L153 129V126L150 127V125H149L150 123H148V121H145V122L141 121L143 123H140ZM167 121H166V123L165 122L164 123L167 124ZM182 122H185V120L182 121ZM1 123H0V125H2ZM114 123H112V124H114ZM125 123L123 124V127L126 126ZM139 124H137L136 127H138ZM165 124H163L164 126H161V127H165L166 126ZM219 124H220V122H219ZM77 125H78V127H77ZM97 125L99 126V128L97 127ZM29 126H30V128H27ZM127 126L125 127L126 129H127ZM96 127H97V130L99 132L98 131L95 132V130H93V129H96ZM120 127H121V125H120ZM123 127H121V128L124 129ZM169 127H170V125H169ZM169 127H167V128H169ZM14 128H15V130H14ZM148 128L147 129L145 128V130H148ZM234 128H235V126H234ZM53 129H54V132H52ZM117 129H119L118 132L120 131V134H121V130L122 129L121 130H120V128H117ZM126 129L122 130V132H124V133L127 132ZM132 129H131V131H133ZM155 129H156V126H155ZM160 129L161 128H159V131H160ZM162 129H164V128H162ZM171 129H168V130H170V134L173 133L172 131L174 130L173 129L171 131ZM58 130L59 131H62V133H63V131H65L67 133L66 134L67 135V140H63L64 142L66 141L65 142L66 145H65V143H64V145L66 147L70 145V146L73 147V148L71 147L72 149L69 148L70 146L67 147V148H63L62 147L63 146V143H62L63 141L60 139L62 136H61V132L59 133ZM139 130H140V128H139ZM168 130H166V131H168ZM110 131H109V133H110ZM131 131H129L130 132L129 135H127V133H129V132H127L125 134L122 133V136L120 137V140L122 141V144L120 143L121 141H119V140H118L119 141L118 144H116L117 143V136L118 135L120 136V134H118L117 131L115 133H113V135L117 133L116 134V137L114 135V137L116 138V143L114 142L115 139H112L113 137H111L112 140L110 139L111 142L108 141V140H105V141H107L108 144H106V142L99 137L100 138V139L98 138L99 139V143H101V141L103 140L105 142L104 145H106V146L110 145V143H111L112 146H114L115 144L116 145H120V146L122 145V148L126 145V143H127V145L130 144L131 147L134 144L136 146V144H137L136 141H135L136 139H134V141H133V136L131 138H127V140L129 139L128 142H124L126 140L123 141V138L126 139V137L125 136L123 137V135H126V136L130 137L131 134H132ZM166 131L163 130V132H162V130H161L160 131V135L163 134V133H165ZM11 132L13 133V135L15 133L18 135V133H19L20 136H18L17 139L18 138H20V139L16 141V139H15V135L16 134L13 136ZM140 132H142V131H140ZM154 132L155 131H153V134H154ZM156 132H157V135H158L159 134L158 131H156ZM144 133L145 132H143L142 135ZM167 133H165L166 136H167ZM8 134H10V135H8ZM21 134L24 135V136L22 135L23 137L28 138V142L31 141L30 144L33 145V148L35 149L34 150L35 153L31 151V150H33V148L31 149V146L32 145L30 146L29 143H28V145H26V146H29L30 147L29 150L27 149L29 147H27V148L25 147L24 148V146H25L24 144L21 145V144L18 143V141L20 142V140H21V143L27 144L26 140L24 142V139L25 138H23L21 136ZM149 134H151V132ZM149 134H147V135H149ZM165 134H163L164 137H166ZM174 134H172V136ZM105 135H103V136H105ZM163 135H161V137L159 138L161 140V142H158L157 141L159 136L157 138H155L157 140L154 141L155 139H153L154 137L152 136V134H151V136L153 138L150 137V139H152L154 141V144H155V142H158L160 144V146H161V144L163 142L161 138L163 137ZM11 136H13V138L15 139V141H14V139H12ZM28 136H30V137H28ZM93 136H95V134H93ZM110 136H108V137H110ZM154 136H156V133H155ZM174 136H176V135H174ZM87 137L88 136L86 135V132H85L84 133V137L81 136V138H77V139H80V141L82 139V144L83 145H86L87 142L85 144H84V142L86 141L85 138H87ZM89 137H90V134H89ZM108 137L106 139H108ZM167 137L164 138V140L166 139V144L169 142V140H167ZM87 139H89V138H87ZM130 139L134 142L133 144L130 143L131 142ZM172 139L173 138H171V142H173L175 140V139H173V141H172ZM11 140H13V142H15V143H13ZM59 140L62 141L61 142L62 144L60 142H58ZM137 141H138V139H137ZM145 141L147 143V141H149V140L148 139L146 140V138H145ZM145 141L143 139V143L142 144H145ZM16 142L19 145H21L22 148L27 149L26 150V153H27V151H28V153L30 155L33 153L32 156H30L32 158H30V157H26L25 158V155H24L25 152H23L24 149L21 148L20 149L21 152H20V150L18 148L19 145H16L17 146V150H19V152L15 151L16 147H15L14 144H17ZM57 142H58V144H56ZM75 142H77L79 144V140L78 141H75ZM90 142H94V141H89V143ZM123 142H124V144H123ZM149 142L151 143V141H149ZM149 142L147 144H149ZM71 143H73V144H71ZM158 143H157V145H158V147H160ZM147 144H146V149L148 148V146H150V145H147ZM154 144H153V147H154ZM8 145H10L9 146L10 149H9ZM127 145L125 147H128L129 146V145L128 146ZM138 145H139V143L137 144L136 149H137V147L139 149L141 148ZM163 145L164 144H162L161 147H164V149L166 151V148L165 147L167 145H171V144L168 143L166 146L165 145L163 146ZM76 146H78V145H76ZM112 146H110V147H112ZM174 146H172V147L174 148ZM81 147H83V146H80V148ZM110 147H109V149H110ZM125 147H124V149H125ZM158 147L155 148V149L153 148L152 150H156V149L159 150L158 151V152H160L159 155H161V153H162L160 151L161 150V147L160 148H158ZM172 147H169V148H172ZM195 147H196V150H195ZM214 147H215V149L220 147V149H219L220 151H219L218 154L217 153L213 154L214 153L213 152ZM80 148L78 146V150H79L80 156H84V158L87 155L86 153L91 151V150L90 151L89 150H85V152L86 151L87 152L85 153L86 155H84V151H82L83 149H80ZM189 148H190V145H189ZM11 149L16 154L13 153V152L11 153ZM43 149H44V151H43ZM103 149L104 148L101 147V150H103ZM107 149L108 148H106V150ZM112 149L113 150L110 149L111 150L110 152H111V154L112 153L114 154L115 149H117V147L115 149L114 148H112ZM124 149H122L120 151H123ZM134 149H135V147H134ZM8 150H10L9 151L10 153L8 152ZM80 150H81V152H80ZM169 150H172V149H169ZM30 151H31V153H30ZM107 151H104V152L110 153L109 150H107ZM116 151H118V150H116ZM137 151H138V149L135 150V152H137ZM141 151H143V150H141ZM162 151H164V150H162ZM22 152H23V154H21ZM7 153L11 154L12 156L13 155L14 156L16 155L18 158L13 156L14 159H15V160L13 159L14 160L13 161L12 160L13 157L11 156V159H10L9 158L10 155H9L8 158L10 160H12V161H10L9 159L7 160V155H8ZM18 153H20L21 157H20V155ZM28 153H27V155H28ZM58 154L56 152V155H58ZM117 154H119V153H117ZM139 154H141V153L139 152ZM139 154H138V156H139ZM3 155H4V157H3ZM56 155H55V157H56ZM88 155H90V154H88ZM22 156L24 158H22ZM41 156H43V155H41ZM119 156L121 157L122 155H119ZM119 156H116V157H119ZM126 157H127V155H126ZM181 157H183V158H181ZM1 158H3V159H1ZM67 158H69V159H67ZM88 158H85V159H82V160H89ZM165 158H166V156H165ZM16 159H18L19 161L18 160L16 161ZM29 159H31V160H29ZM121 159H119V160H121ZM123 159H124V157H123ZM158 159H159V161L161 160L160 157ZM158 159H157V161H158ZM25 160L28 161V162L25 163ZM177 160H179V161H177ZM15 161H16V165L13 164V163H15ZM53 161L55 162V159H53L51 162H53ZM162 161H164V159ZM166 161H167V159H166ZM166 161H165V163L163 162L164 164H166L165 166H167V164L169 163V159H168V163H166ZM47 162H48V160H47ZM190 162H191V164H190ZM6 163H7V165H6ZM30 163H32V164H30ZM59 163H62V161H60ZM161 163H158V164H161ZM18 164H19V166H18ZM23 164H24V166H22ZM26 164H27V166H26ZM33 164L38 167V170L36 169V167ZM89 164H90V160H89ZM43 165H45V164H43ZM20 166H22V167H20ZM12 167H13L14 171H11V170H13V169H11ZM26 167H27V169H26ZM28 167H31V169L29 168L30 171L28 170ZM33 167H35V168H33ZM39 167H40V169H39ZM46 167H48V168L45 169ZM6 168H7V171H5L6 172L5 173L4 170H6ZM15 168H20V170L19 169L16 170ZM156 168H158V167L156 166ZM169 168L167 166L165 169H169ZM9 169H11L10 170L11 172L9 171ZM78 169H79V167H78ZM158 169H160V168H158ZM161 169H163V168H161ZM21 170H23V171L24 170H27V172L25 171V173H28V174H24V172H21ZM40 170H41L42 174L39 172ZM42 170H46V172H47L46 176L48 178L45 176V173L46 172L45 171H42ZM8 171H9V173H8ZM171 171H172V169H171ZM180 172H178V173L180 174ZM183 172L185 174H183ZM4 173L5 174H8V175H5ZM11 173H13V174H11ZM10 174H11V177H10ZM16 174L18 176H20V174H21V177H18ZM34 174H35V176H34ZM43 174H44L45 177L43 176ZM48 174H50V175H48ZM172 174H174V173L171 172V175ZM179 174H177V175H179ZM36 175H40V176H36ZM73 175H75V174H73ZM77 175L78 174H76L75 176H77ZM165 175H167V173H165ZM4 176H5V178H4ZM174 176H176V175H174ZM2 177H0V178H2ZM35 178H34V180H35ZM45 178H46V180H45ZM176 179H177V177H176ZM6 180H4V181L0 180V182L2 183V182H5ZM46 181H47V183H49V182L50 183H53L52 186L49 183V185L51 186V187H49V189H47L49 185L48 184H45ZM41 182L42 183L45 182V183L42 184ZM5 183H7V182H5ZM57 184H59V186L61 185V187L60 188L58 187V189L55 190L56 189L55 187L58 186ZM87 184H88V182H87ZM46 185H47V187H46ZM54 185H55V187H54ZM64 185H66V184H64ZM85 185H86V183H85ZM2 186H4V184ZM2 186H0V187H2ZM36 186L40 190H42L44 188L41 191L42 194H41V192H39L40 190ZM188 186H186V187H188ZM73 187L74 186H71L72 189H73ZM45 188H46L47 192L45 191V193H44ZM48 191H49V193L51 192V193H54V194H52V196H51V194H48ZM66 192H68V193H66ZM31 193H29V194H31ZM113 196H114V194H113ZM32 197L35 198L34 195ZM22 198H24V197H22ZM26 198L27 197H25V200H27ZM29 198H31V195H30ZM45 198H46V196H45ZM45 198H42V199H45ZM58 198L60 199V197H58ZM37 200H38V198H37ZM103 200L104 199H102V201ZM102 204H103V202H102ZM161 209L163 210V208H161ZM170 210L171 209H169V211ZM167 215H165V216H167ZM170 216H171V214H170ZM167 217H169V215ZM162 219L164 220L163 217H162ZM153 223H154V221H153ZM44 224H49V225H53V226H59L58 223L55 224L52 221L44 222ZM138 225L141 226L142 224L140 223ZM143 226L146 227L148 225H146V226L143 225ZM143 226H141V227H143ZM48 228L50 229L49 226H48ZM56 228H58V227H56ZM56 228H55V230H56ZM9 229L12 230L11 227ZM44 232H43V234L46 235L47 234V231H46V233H44ZM51 238H53L52 235H51ZM57 239H58V235H57ZM41 240L42 239H40V241ZM50 240H52L51 244L54 245L56 243L55 242L56 241V236H54V241H53V239H50ZM27 242H29V241L27 240ZM27 242H26V244H27ZM48 242H49V240H48ZM53 242H54V244H53ZM29 244H32V243L29 242ZM42 244H43V242H42ZM156 245L154 246V249H156ZM54 246H56V245H54ZM214 249H218V251L217 252H214ZM31 250H32V248H31Z\"/></svg>", "mask_w": 264, "mask_h": 264}, {"label": "water", "instance_id": "3", "mask_svg": "<svg viewBox=\"0 0 264 264\" xmlns=\"http://www.w3.org/2000/svg\"><path fill=\"white\" fill-rule=\"evenodd\" d=\"M197 173L198 168H194L183 204V224L172 225L168 240L158 243L154 250L149 245V236L137 238L132 244V256L139 264H219L210 249L208 230L198 222L192 205Z\"/></svg>", "mask_w": 264, "mask_h": 264}, {"label": "crops", "instance_id": "4", "mask_svg": "<svg viewBox=\"0 0 264 264\" xmlns=\"http://www.w3.org/2000/svg\"><path fill=\"white\" fill-rule=\"evenodd\" d=\"M179 85L181 90L188 96V102L185 105L186 112L195 115V118H197V120L193 118L188 124L191 125L190 133L194 139L193 142L198 144L200 140L202 141L206 137L202 143L210 148L213 146L214 141H218V137L219 140L222 138V140L227 141L228 135H223L226 129L221 128L222 122L219 124L218 116L210 107H206L207 100L204 95L203 81L194 74H187L179 79ZM219 149L220 147L216 149L214 147L213 154H218Z\"/></svg>", "mask_w": 264, "mask_h": 264}]
</instances>
